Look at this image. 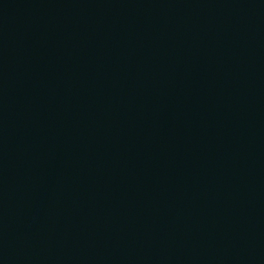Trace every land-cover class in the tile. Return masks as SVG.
<instances>
[{"label":"water","instance_id":"95a60500","mask_svg":"<svg viewBox=\"0 0 264 264\" xmlns=\"http://www.w3.org/2000/svg\"><path fill=\"white\" fill-rule=\"evenodd\" d=\"M0 264H264V0H0Z\"/></svg>","mask_w":264,"mask_h":264}]
</instances>
